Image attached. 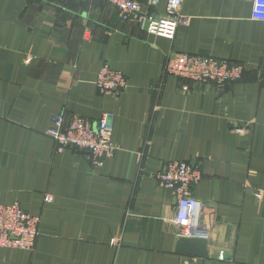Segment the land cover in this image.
<instances>
[{"label": "crops", "instance_id": "crops-1", "mask_svg": "<svg viewBox=\"0 0 264 264\" xmlns=\"http://www.w3.org/2000/svg\"><path fill=\"white\" fill-rule=\"evenodd\" d=\"M181 14L167 39L109 0H0V204L40 219L34 249L0 248V264H264V23L238 0H184ZM172 54L245 71L197 84L165 73ZM103 64L125 76L120 95L96 88ZM103 113L117 150L99 167L45 134L53 116ZM168 161L202 173L193 194L207 205L208 258L176 252L175 199L154 179Z\"/></svg>", "mask_w": 264, "mask_h": 264}, {"label": "built area", "instance_id": "built-area-1", "mask_svg": "<svg viewBox=\"0 0 264 264\" xmlns=\"http://www.w3.org/2000/svg\"><path fill=\"white\" fill-rule=\"evenodd\" d=\"M161 1L165 3L163 14L144 11L138 0H109V3L122 21L136 22L148 34L173 39L177 28L187 24V19L181 14L184 0H147V5L155 9ZM238 1L249 2L251 20L264 23V0ZM259 70L264 73V54ZM244 71L245 65L241 63L201 55L172 54L165 64V73L169 76L197 84L209 83L218 88L240 80ZM95 86L103 95L117 96L128 88V83L122 72L103 64ZM109 119L108 113H103L97 121L80 116L68 120L59 114L51 118L45 134L56 143L58 152L70 149L82 153L94 167H99L117 150L112 141ZM154 179L160 188L171 191L174 196L172 223L177 239L190 237L193 229L196 234L201 229L206 230L208 235L211 223L205 214L207 205L201 204L193 194L194 187L202 180L201 171L188 162L168 161L154 175ZM44 200L50 203L52 197L45 196ZM39 225V217L26 213L18 203L0 204V248L32 251L39 236ZM207 235L209 250H213L214 245ZM216 252L218 260H226L224 249L219 248Z\"/></svg>", "mask_w": 264, "mask_h": 264}, {"label": "water", "instance_id": "water-1", "mask_svg": "<svg viewBox=\"0 0 264 264\" xmlns=\"http://www.w3.org/2000/svg\"><path fill=\"white\" fill-rule=\"evenodd\" d=\"M206 232V230L201 229L199 234H196V230L193 229L190 237L178 238L176 241V252L182 255L208 258L210 254Z\"/></svg>", "mask_w": 264, "mask_h": 264}, {"label": "rangeland", "instance_id": "rangeland-1", "mask_svg": "<svg viewBox=\"0 0 264 264\" xmlns=\"http://www.w3.org/2000/svg\"><path fill=\"white\" fill-rule=\"evenodd\" d=\"M211 250H209V254H210ZM210 257V256H209Z\"/></svg>", "mask_w": 264, "mask_h": 264}]
</instances>
